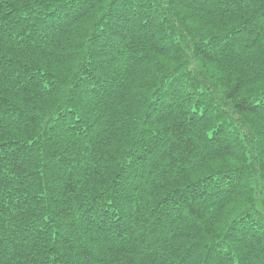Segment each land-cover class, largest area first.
<instances>
[{
	"label": "trees",
	"instance_id": "trees-1",
	"mask_svg": "<svg viewBox=\"0 0 264 264\" xmlns=\"http://www.w3.org/2000/svg\"><path fill=\"white\" fill-rule=\"evenodd\" d=\"M130 3L0 0V264H203L208 241L264 264L259 88L242 121L204 91L264 79V4ZM69 83L89 89L73 112ZM149 112L168 127L148 135Z\"/></svg>",
	"mask_w": 264,
	"mask_h": 264
},
{
	"label": "snow or ice",
	"instance_id": "snow-or-ice-1",
	"mask_svg": "<svg viewBox=\"0 0 264 264\" xmlns=\"http://www.w3.org/2000/svg\"><path fill=\"white\" fill-rule=\"evenodd\" d=\"M89 0H80V3L82 5H86L88 4ZM115 2V0H113V3ZM164 2L166 3L167 0H164ZM61 4H70L71 0H60ZM125 5L127 6V8H131V3L130 0H124ZM261 4H264V0H260ZM87 11L86 7H82L80 9H78L75 13V15H83L84 12ZM67 13H72L73 9L72 8H68L66 9ZM149 23H151V20H149ZM245 23H248L247 20H245ZM113 28V32L112 35H119L120 33L116 31L117 27H122V25H117V26H110ZM235 27V25H234ZM192 29L189 28V31H191ZM220 39L215 43V44H209V42L206 40L204 41V44L208 47H211L213 49H215V47L217 46V44L222 43L224 40V34H218ZM96 39L94 38L93 40V44L96 43ZM108 37L105 36L104 42L100 43L99 45H97L101 51H97L95 54L97 57H100V62L97 65L98 68V78L99 77H106L107 73L110 70V64L107 61V56L105 55V53L102 51V49L104 47L108 46ZM179 43V37L177 38V46ZM187 43V41H186ZM188 47H191L190 43L188 44ZM160 51L165 52L167 51V49H160ZM182 66V65H181ZM173 69H175L176 65L172 66ZM60 83H63V81L57 82L56 84L52 85V89L55 90L57 88H59ZM90 83V82H87ZM214 83V82H213ZM245 85H247L248 88H255L258 87L259 88V93H260V98L256 100V104L262 109L260 115H261V120L262 122H264V79H261L257 84H253L251 82H249L246 78H241L239 82H237L236 84H232L231 82H228L225 88L219 89V91H217L216 87H213L212 83H207L206 82V88L204 89V91H207L211 96L216 97L217 95L219 96V99L217 100V103L221 104L223 107V110L226 112H229L232 114V118L236 121H242L243 117L242 114L248 111H255L256 109H249L247 107H244L242 105H240L238 102L241 101L243 99V97L241 96V91L245 88ZM92 91H95V87H93L91 89ZM249 95V92L247 90L244 91V96ZM251 95L255 96L256 93L252 92ZM88 96H89V89L87 87H85L84 89H80V85H76V89H73V86L71 83L68 84L67 89L65 90V95H64V102L68 105H71L70 108H66V109H61L62 111H67V112H73L75 109L80 108L82 105L88 103ZM227 98V99H226ZM227 100H231L232 103H227ZM233 104H236L237 107H239V111H235L233 109ZM82 111H87V109H82ZM193 112H195V109H193ZM207 112L208 109L207 107H205L204 109L201 110V114L199 115L198 119L199 120H205L207 118ZM163 119L162 116H156L155 119L152 118V113L149 112L147 114V117L142 118V124H143V130L146 131L148 133V135H154L155 132L157 131H161V130H165L168 125L167 124H163L160 123V121ZM158 125L157 128H150L149 125ZM105 128H107V124L104 125ZM220 129L218 128H213L211 131H209L208 135L209 136H213L214 134H219ZM261 135L264 136V130L261 131ZM245 136L248 137V140H251L252 137V133L251 130L247 127H241V130L239 132V138L243 139ZM29 144L32 143L31 140L28 141ZM247 143H245V147H247ZM243 151V149H242ZM247 164L251 165L252 161L251 160H247L246 161ZM234 167H240L239 164L234 165ZM262 168H264V164L261 165ZM48 217H45V220H47ZM228 232V229L225 228V233ZM247 234V233H245ZM55 235V233L53 234ZM261 251H264V246H262ZM228 249H224L223 252H221L219 250V242L213 244L211 241L206 242L205 245V260L203 261V264H224L225 260L229 261V264H231V262L233 260H235V264H241V260H236V256L237 253L236 252H231L230 254ZM188 261V255H185L184 258L181 260L180 264H187Z\"/></svg>",
	"mask_w": 264,
	"mask_h": 264
}]
</instances>
